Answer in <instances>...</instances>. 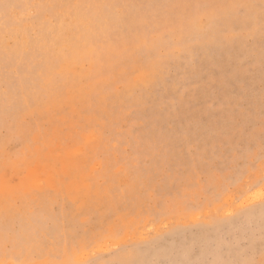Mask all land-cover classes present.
Returning a JSON list of instances; mask_svg holds the SVG:
<instances>
[{
  "label": "rangeland",
  "instance_id": "obj_1",
  "mask_svg": "<svg viewBox=\"0 0 264 264\" xmlns=\"http://www.w3.org/2000/svg\"><path fill=\"white\" fill-rule=\"evenodd\" d=\"M90 2L133 7L112 35L55 24L29 67L5 75V37L18 28L9 18L28 26L36 9L3 5ZM205 4L218 16L232 4L251 5L250 20L262 12V0H0V240L20 241L26 261L79 264L95 253L114 264L121 246L169 262L264 260V37L221 39L196 7ZM242 218L251 225L244 253L177 243L227 233ZM73 228L87 233L86 250L74 247Z\"/></svg>",
  "mask_w": 264,
  "mask_h": 264
},
{
  "label": "snow or ice",
  "instance_id": "obj_2",
  "mask_svg": "<svg viewBox=\"0 0 264 264\" xmlns=\"http://www.w3.org/2000/svg\"><path fill=\"white\" fill-rule=\"evenodd\" d=\"M3 7L8 9H36L29 17L32 21L28 26H24L25 18L10 17L9 23L18 25L17 31L14 33V39L6 35L3 50V71L6 76H14L26 70L29 67V58L32 54L33 47L40 40L47 39L54 35L55 24H59L61 31L72 30L82 31L87 30L89 35L94 36L92 31L99 25H104L110 29L109 34L112 35L118 31V26L126 23L129 20V9L132 5L123 4L119 2H104V3H77V4H5ZM199 9L204 10V15L209 24H216L218 27V35L223 40H235L239 35L247 30L250 34H254L258 29L261 36L264 37V0H262V12L258 21L250 20L248 18V9L251 5L246 4H232L227 5L230 11L223 16L217 15V7L215 5H197ZM56 9H68V15H61L55 13ZM45 13H54L52 19L45 21L41 17ZM81 18L87 21V25L81 23ZM241 18H243L241 20ZM170 22H175V18H169ZM76 21V22H73ZM55 22V23H54ZM21 36L24 37L21 40ZM95 40H93V43ZM183 54V53H182ZM247 63V62H245ZM33 70L35 66H32ZM241 69L251 71V66L244 69L243 64ZM260 71L262 79H264V56L261 58ZM260 218L262 225V232H264V201L261 202ZM251 225L248 218H242L241 221L234 226L233 230L227 233H218L215 236L206 238L179 239L177 243L188 248L192 252H209L221 257L226 251L244 253L248 250L247 235L250 231ZM49 236L54 235L51 231ZM72 241L77 250L81 248L87 249L91 242L88 239L87 233L83 235L76 229H72ZM264 243V240H262ZM47 247V240L43 241L41 251ZM116 251L125 252V256L114 262V264H192L189 261H165L158 259H141L138 255L128 252L124 246L118 247ZM264 253V249H262ZM95 253L91 256H86L79 264H98L94 258ZM0 256L5 258L11 257V260L0 259V264H31L30 261L24 259L25 248L20 241L13 239L10 234L6 233L2 240H0ZM112 264V262H106ZM198 264H255L254 261L247 260H225L217 258L214 260H204ZM264 264V260L260 262Z\"/></svg>",
  "mask_w": 264,
  "mask_h": 264
}]
</instances>
